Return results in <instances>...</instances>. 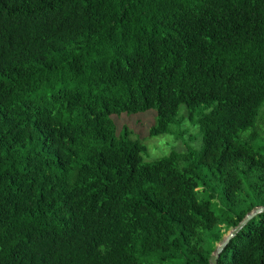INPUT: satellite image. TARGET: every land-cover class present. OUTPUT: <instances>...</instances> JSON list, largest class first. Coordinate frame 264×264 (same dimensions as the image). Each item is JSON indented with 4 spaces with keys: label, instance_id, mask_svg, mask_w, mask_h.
Segmentation results:
<instances>
[{
    "label": "trees",
    "instance_id": "trees-1",
    "mask_svg": "<svg viewBox=\"0 0 264 264\" xmlns=\"http://www.w3.org/2000/svg\"><path fill=\"white\" fill-rule=\"evenodd\" d=\"M152 109L184 151L117 132ZM257 207L264 0H0V264H210ZM218 264H264V212Z\"/></svg>",
    "mask_w": 264,
    "mask_h": 264
},
{
    "label": "rangeland",
    "instance_id": "rangeland-1",
    "mask_svg": "<svg viewBox=\"0 0 264 264\" xmlns=\"http://www.w3.org/2000/svg\"><path fill=\"white\" fill-rule=\"evenodd\" d=\"M184 109L185 107L182 106L180 112L183 113ZM156 116V111L152 109L143 113H123L119 116L113 117L118 133L126 131L129 133L131 138H137L145 145L146 150L143 157H145L146 161H154L158 158L166 156L172 150L177 152L185 150V146L181 140L176 139L173 135L162 134L160 136H150V130L155 124ZM193 133L196 134V128H192L189 135H192ZM188 140L186 141L189 142ZM231 230L232 229H229L224 234L222 240L231 232ZM219 244L220 243H218L216 247H218Z\"/></svg>",
    "mask_w": 264,
    "mask_h": 264
},
{
    "label": "water",
    "instance_id": "water-1",
    "mask_svg": "<svg viewBox=\"0 0 264 264\" xmlns=\"http://www.w3.org/2000/svg\"><path fill=\"white\" fill-rule=\"evenodd\" d=\"M260 212H264V207H257L254 210H252L251 213L245 216V218L240 222V224L237 227L231 230V232L227 235V237L220 242L219 246L216 247V250L211 254L209 258L210 264H218V258L220 256V253L227 245V243L231 240V238L242 228L244 224L248 222L249 219H251L253 216H255Z\"/></svg>",
    "mask_w": 264,
    "mask_h": 264
}]
</instances>
